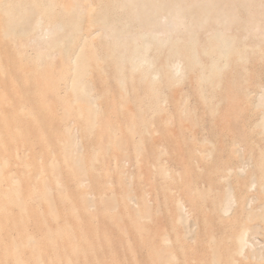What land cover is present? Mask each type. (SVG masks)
Here are the masks:
<instances>
[{
    "label": "rangeland",
    "instance_id": "obj_1",
    "mask_svg": "<svg viewBox=\"0 0 264 264\" xmlns=\"http://www.w3.org/2000/svg\"><path fill=\"white\" fill-rule=\"evenodd\" d=\"M0 264H264V0H0Z\"/></svg>",
    "mask_w": 264,
    "mask_h": 264
},
{
    "label": "bare ground",
    "instance_id": "obj_2",
    "mask_svg": "<svg viewBox=\"0 0 264 264\" xmlns=\"http://www.w3.org/2000/svg\"><path fill=\"white\" fill-rule=\"evenodd\" d=\"M81 90V89H80ZM83 90V89H82ZM82 92V91H81ZM247 230V229H246ZM246 230H243L239 235H237L236 240L238 242L237 254H242L244 247L248 244L246 239Z\"/></svg>",
    "mask_w": 264,
    "mask_h": 264
}]
</instances>
